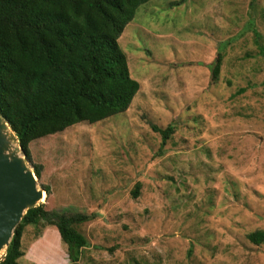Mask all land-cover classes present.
Here are the masks:
<instances>
[{
  "label": "rangeland",
  "instance_id": "rangeland-1",
  "mask_svg": "<svg viewBox=\"0 0 264 264\" xmlns=\"http://www.w3.org/2000/svg\"><path fill=\"white\" fill-rule=\"evenodd\" d=\"M119 44L140 83L128 109L34 140L27 161L39 204L95 214L78 264H264L248 238L264 230V0H150ZM156 125L174 126L163 149ZM22 248L20 264L70 263L55 225Z\"/></svg>",
  "mask_w": 264,
  "mask_h": 264
},
{
  "label": "trees",
  "instance_id": "trees-1",
  "mask_svg": "<svg viewBox=\"0 0 264 264\" xmlns=\"http://www.w3.org/2000/svg\"><path fill=\"white\" fill-rule=\"evenodd\" d=\"M148 1L0 0V112L27 161L32 162L34 140L128 109L140 83L132 77L119 38ZM221 61L219 56L212 68L213 80L220 75ZM153 129L161 134L163 149L174 126ZM34 171L40 178L37 165ZM139 188L137 184L134 197ZM43 189L50 193L49 187ZM94 218V213L47 210L40 203L27 210L0 264H20L25 229L39 224L57 227L68 247L69 264H78L90 243L77 226ZM248 238L261 244L264 230Z\"/></svg>",
  "mask_w": 264,
  "mask_h": 264
},
{
  "label": "water",
  "instance_id": "water-1",
  "mask_svg": "<svg viewBox=\"0 0 264 264\" xmlns=\"http://www.w3.org/2000/svg\"><path fill=\"white\" fill-rule=\"evenodd\" d=\"M14 132L0 112V260L27 210L39 205L46 191L27 164ZM47 194V193H46Z\"/></svg>",
  "mask_w": 264,
  "mask_h": 264
},
{
  "label": "bare ground",
  "instance_id": "bare-ground-1",
  "mask_svg": "<svg viewBox=\"0 0 264 264\" xmlns=\"http://www.w3.org/2000/svg\"><path fill=\"white\" fill-rule=\"evenodd\" d=\"M45 195H46V193H45ZM45 195H44V197H43L42 201H44V200H45Z\"/></svg>",
  "mask_w": 264,
  "mask_h": 264
}]
</instances>
